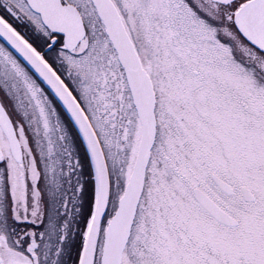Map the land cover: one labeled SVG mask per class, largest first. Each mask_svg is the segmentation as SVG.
<instances>
[{"label": "snow or ice", "instance_id": "snow-or-ice-1", "mask_svg": "<svg viewBox=\"0 0 264 264\" xmlns=\"http://www.w3.org/2000/svg\"><path fill=\"white\" fill-rule=\"evenodd\" d=\"M0 264H264V0H0Z\"/></svg>", "mask_w": 264, "mask_h": 264}]
</instances>
